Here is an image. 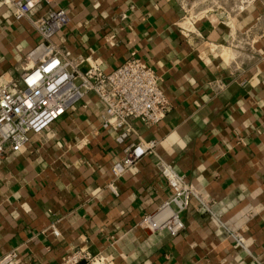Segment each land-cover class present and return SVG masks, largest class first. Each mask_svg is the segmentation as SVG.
<instances>
[{"label":"crops","instance_id":"0c3cea01","mask_svg":"<svg viewBox=\"0 0 264 264\" xmlns=\"http://www.w3.org/2000/svg\"><path fill=\"white\" fill-rule=\"evenodd\" d=\"M56 6L68 20L52 41L78 71L137 57L160 77L169 108L153 126L133 122L156 140L154 152L117 177L109 168L124 154L90 92L18 150H3L0 258L56 264L81 249L106 264H264V0L191 22L177 0H49L34 15ZM237 40L245 49L227 62L225 46ZM37 41L27 20L0 7V85L30 65L25 53ZM159 162L201 201L190 199L175 235L138 225L169 195Z\"/></svg>","mask_w":264,"mask_h":264},{"label":"built area","instance_id":"2783aa9c","mask_svg":"<svg viewBox=\"0 0 264 264\" xmlns=\"http://www.w3.org/2000/svg\"><path fill=\"white\" fill-rule=\"evenodd\" d=\"M48 1L0 0V7H7L13 20H27L38 36L36 44L25 53L30 65L22 68L17 80L0 85V153L3 150H18L27 143L31 134L42 132L75 101L90 92L102 104L101 128L114 133L113 141L124 154L123 159L114 160L109 168L112 177H117L143 155L154 152L156 140L142 139L133 122L153 126L168 110L169 102L159 86L160 77L134 56L108 72L90 63L85 71H78L77 63L63 54L52 41L56 30L68 20L64 8L51 7L40 15H34L39 4ZM177 1L185 10L184 19L189 22L197 14L215 9L206 8L195 13L192 7L205 0H191V3L189 0ZM247 1L233 0L237 4L234 9L242 8ZM216 8L225 13L230 11L220 6ZM239 42L232 41L225 46L231 53L234 51L227 62L235 60L238 51L245 49L238 48ZM241 44L251 46L249 40H241ZM222 49L219 47L218 50ZM210 50L214 52L216 47ZM159 173L165 180L169 195L155 210L144 214L138 225L150 230L166 229L170 235H175L183 228L180 213L186 209L190 199L201 201L193 184L175 173L168 164L159 162ZM51 232L57 234L55 229ZM14 257L15 252L6 254L0 258V264H8ZM56 264L106 263L98 253L72 249Z\"/></svg>","mask_w":264,"mask_h":264},{"label":"rangeland","instance_id":"374dc122","mask_svg":"<svg viewBox=\"0 0 264 264\" xmlns=\"http://www.w3.org/2000/svg\"><path fill=\"white\" fill-rule=\"evenodd\" d=\"M189 1L191 3V0H189ZM222 1L223 0H205V1H202L201 4L194 5L191 10L193 12H196L197 10H202V9H206V8H216L218 6H220L222 9L229 10V9L235 8L237 6V4H235L233 2V0H225L224 3ZM213 2H214V4H213ZM199 15H202V14L201 13L197 14V16H199ZM216 52H217L216 54H218V52H220V51H216ZM228 52L230 53V57H231V55H232L231 52L229 50H228Z\"/></svg>","mask_w":264,"mask_h":264},{"label":"bare ground","instance_id":"6f19581e","mask_svg":"<svg viewBox=\"0 0 264 264\" xmlns=\"http://www.w3.org/2000/svg\"><path fill=\"white\" fill-rule=\"evenodd\" d=\"M29 64H30V62H29Z\"/></svg>","mask_w":264,"mask_h":264}]
</instances>
